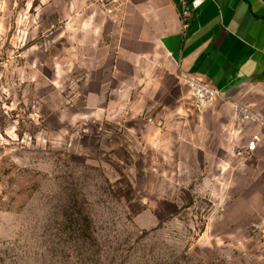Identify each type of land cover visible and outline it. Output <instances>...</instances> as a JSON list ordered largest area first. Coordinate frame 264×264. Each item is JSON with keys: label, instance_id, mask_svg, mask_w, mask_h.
Instances as JSON below:
<instances>
[{"label": "rangeland", "instance_id": "374dc122", "mask_svg": "<svg viewBox=\"0 0 264 264\" xmlns=\"http://www.w3.org/2000/svg\"><path fill=\"white\" fill-rule=\"evenodd\" d=\"M127 2L0 0V264H264V86L165 69Z\"/></svg>", "mask_w": 264, "mask_h": 264}, {"label": "crops", "instance_id": "0c3cea01", "mask_svg": "<svg viewBox=\"0 0 264 264\" xmlns=\"http://www.w3.org/2000/svg\"><path fill=\"white\" fill-rule=\"evenodd\" d=\"M126 7L119 40L157 46L165 69L222 92L264 86V0H129ZM185 7L191 10L187 28ZM117 48L104 49L120 57ZM151 55L155 59V50Z\"/></svg>", "mask_w": 264, "mask_h": 264}, {"label": "built area", "instance_id": "2783aa9c", "mask_svg": "<svg viewBox=\"0 0 264 264\" xmlns=\"http://www.w3.org/2000/svg\"><path fill=\"white\" fill-rule=\"evenodd\" d=\"M200 1H195L193 3V8H197L200 5ZM191 15V10L187 7L183 9L182 16L184 18V28L188 27V22L186 21L187 18ZM196 83H200V81H195ZM204 83V82H203ZM206 86H208L206 83H204ZM261 138L259 135H254L251 137V139L247 142L246 147H245V152L247 154H253L257 149L260 144Z\"/></svg>", "mask_w": 264, "mask_h": 264}]
</instances>
